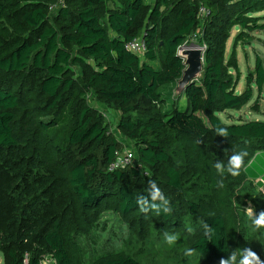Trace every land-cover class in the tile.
<instances>
[{
	"label": "trees",
	"instance_id": "obj_1",
	"mask_svg": "<svg viewBox=\"0 0 264 264\" xmlns=\"http://www.w3.org/2000/svg\"><path fill=\"white\" fill-rule=\"evenodd\" d=\"M263 12L264 0H0L4 264H41L49 256L57 264H82L77 233L111 199L123 215L139 213L183 232L202 264H219L238 249L247 224H239L234 202L264 210V163H256L264 122L221 120L254 96L252 89L237 92L236 47L229 58L227 48L233 30H241L239 43L259 29L256 16ZM193 37L205 48L203 73L183 92L186 110L166 112L164 91L176 86L177 92L187 69L180 49ZM139 38L148 47L143 58L125 47ZM76 66L83 69L79 78ZM247 82L263 90L260 59ZM90 97L121 113L120 136ZM218 126L228 128L227 139L216 135ZM126 139L136 148L135 163L110 170L127 150ZM220 149L228 156L213 155ZM239 150L248 153L240 175L222 178L215 162L227 165ZM152 181L170 202L169 214L141 211L152 203ZM258 254L264 260V245ZM94 264L141 263L119 253Z\"/></svg>",
	"mask_w": 264,
	"mask_h": 264
},
{
	"label": "rangeland",
	"instance_id": "obj_2",
	"mask_svg": "<svg viewBox=\"0 0 264 264\" xmlns=\"http://www.w3.org/2000/svg\"><path fill=\"white\" fill-rule=\"evenodd\" d=\"M256 17L260 20L258 23L260 25L259 29L254 32L247 31L243 41L239 43H235V39L241 30L240 28L233 30L232 39H230L228 44L227 58L231 56L234 47H236L235 52L239 72L233 73V76L239 80L237 92L242 94L245 90L252 89L254 96L242 110L228 111L220 115L221 120L226 125L251 121L264 122V87L262 91H259L255 84L250 85L247 82L249 75L256 72L258 59L262 61L264 67V12ZM185 46L190 48L199 46V44L193 37L186 41ZM201 48L205 49L204 47ZM86 64L94 66L93 61L90 59H86ZM156 65L160 66V63H156ZM74 70L77 78L83 74V69L80 66H76ZM163 97L166 99V112H170L174 108H178L181 111L186 110V94L178 95L176 86L167 87ZM89 103L103 113L105 121L111 130L117 136H120L117 129L121 113L104 106L101 102L95 100L94 97H90ZM126 148L129 151L134 150V153L136 152L134 145L127 139ZM212 153L216 157L221 155H224V157L228 156L221 149L220 152L214 151ZM220 160L224 162V160ZM250 205L254 206L251 201H247V203L242 205L234 202V207L242 214L239 216V224H242V221L247 224L245 235H242L238 249L243 247L252 248L253 246L252 250L259 253L264 245V229H254L251 221L245 215L243 208H247ZM196 225L198 226V224ZM80 230L79 234L77 233L76 240L80 246L82 264H94L101 258L119 253L129 254L141 264H202L197 254L193 252L190 255L186 254L189 248L185 244L183 232L168 227H157L152 222L142 219L139 213H133L131 216L123 215L120 212L118 202L112 199L104 200L93 224H90L87 228L81 227ZM166 232L175 234L176 240L174 243L168 244L165 241L164 233ZM0 264H4L1 253Z\"/></svg>",
	"mask_w": 264,
	"mask_h": 264
},
{
	"label": "clouds",
	"instance_id": "obj_3",
	"mask_svg": "<svg viewBox=\"0 0 264 264\" xmlns=\"http://www.w3.org/2000/svg\"><path fill=\"white\" fill-rule=\"evenodd\" d=\"M216 135L225 139L229 136L227 127H216ZM248 153L245 150L234 151L231 156L228 157L227 165L223 161L217 160L214 167L217 173L223 178L225 174L233 177L239 176L242 168L245 166V157ZM219 186L223 187V180L219 182ZM152 189V195L150 197L152 203L150 206H144L141 211L154 210L157 213L169 214L171 212L170 202L163 196V193L157 187L155 181L150 184ZM264 191V189H261ZM245 215L251 221L254 229H264V210L257 212L254 206H248L243 208ZM212 233L211 227H207L206 235ZM164 239L168 244H172L176 240V236L173 233H164ZM186 254H191L189 250ZM219 264H264L258 253L252 250L250 247H243L240 249H234L231 253H228L226 257H221Z\"/></svg>",
	"mask_w": 264,
	"mask_h": 264
},
{
	"label": "water",
	"instance_id": "obj_4",
	"mask_svg": "<svg viewBox=\"0 0 264 264\" xmlns=\"http://www.w3.org/2000/svg\"><path fill=\"white\" fill-rule=\"evenodd\" d=\"M205 49L199 46H184L180 49V55L185 59L187 69L178 83L177 94H182L186 87L196 81L204 70Z\"/></svg>",
	"mask_w": 264,
	"mask_h": 264
},
{
	"label": "built area",
	"instance_id": "obj_5",
	"mask_svg": "<svg viewBox=\"0 0 264 264\" xmlns=\"http://www.w3.org/2000/svg\"><path fill=\"white\" fill-rule=\"evenodd\" d=\"M200 13L202 15H206L207 14L206 8L201 7ZM125 47L127 51L138 55L140 58H143L148 51V47L143 38H139L134 41H131L127 43ZM134 163H135L134 154L129 150H125L121 155H119L117 162L111 166L110 170L126 168L128 166H132ZM147 174L148 172H145V175ZM27 263L28 260H26L25 264ZM41 264H57V263L52 256H49L43 258Z\"/></svg>",
	"mask_w": 264,
	"mask_h": 264
},
{
	"label": "crops",
	"instance_id": "obj_6",
	"mask_svg": "<svg viewBox=\"0 0 264 264\" xmlns=\"http://www.w3.org/2000/svg\"><path fill=\"white\" fill-rule=\"evenodd\" d=\"M256 157H257L256 163H264V152L258 153V155H256ZM253 160H255V158ZM258 181H260V180H257L255 183H258ZM261 181L263 182V180H261Z\"/></svg>",
	"mask_w": 264,
	"mask_h": 264
}]
</instances>
